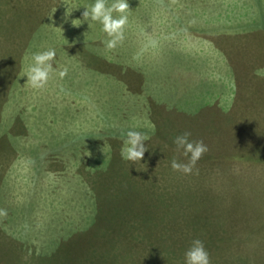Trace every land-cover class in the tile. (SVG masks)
Instances as JSON below:
<instances>
[{
    "label": "rangeland",
    "instance_id": "obj_1",
    "mask_svg": "<svg viewBox=\"0 0 264 264\" xmlns=\"http://www.w3.org/2000/svg\"><path fill=\"white\" fill-rule=\"evenodd\" d=\"M128 2L125 39L109 50L99 22L71 23L94 0H68L67 21L62 0H0V264H183L195 237L211 264L232 262L203 231L214 212L193 187L203 175L171 168L187 163L173 139L264 150V0ZM49 48L56 71L33 90L23 74ZM129 130L149 137L136 165L120 155ZM226 163L225 188L258 200L264 227V159ZM256 246L244 264H264Z\"/></svg>",
    "mask_w": 264,
    "mask_h": 264
},
{
    "label": "trees",
    "instance_id": "obj_2",
    "mask_svg": "<svg viewBox=\"0 0 264 264\" xmlns=\"http://www.w3.org/2000/svg\"><path fill=\"white\" fill-rule=\"evenodd\" d=\"M1 25L2 23H0V26ZM214 120L216 119L209 114L208 118L203 121V124L206 128L214 129ZM230 148L232 150H223L222 147L219 148L220 151L214 149L208 150V152L205 153V157L203 156L206 162H209L208 165L200 167L196 164L193 174L187 176L189 179H191L194 174H202L204 177L200 179L199 182L191 180L193 181L194 188L197 189L199 187L208 192L204 197L207 199L208 205H211V211L214 212H212L213 216L209 218V221L208 216H205L204 224H207L208 227L203 231H207L209 227H212V231L217 232V237H223L222 240L224 243L218 248L217 255L232 261L226 264H244L250 259L252 261L253 257H255L256 250L258 249L256 245L259 242V237L261 241L264 242L263 221L260 224L256 222L258 219L256 217L257 204L260 205V203H257L258 200H256V203L254 200H251L254 197L249 198L241 195L240 191H244L234 187L235 185L241 186L240 184H233V186L229 185V187L225 188V179H232V174L228 173L231 172L229 169L230 164H227L226 161L242 159L250 165L253 164V162L264 159V150H260L254 154L242 151V148H237L235 145ZM245 168H249V166ZM168 169L170 171L172 170L171 168ZM179 174L182 173L179 172ZM218 175H221L222 178L221 181L215 184L216 176ZM184 177L188 179L186 176ZM212 177H214V181L211 179ZM222 179H224V181H222ZM214 184L215 186H213ZM177 187L180 188L181 193L188 190L185 183H179ZM233 187L235 190L231 191ZM195 214L197 215L199 213L197 212ZM194 239H197V237L193 238V240ZM112 246H114V244ZM96 257L98 258V256ZM111 264L127 263H120L119 260H113Z\"/></svg>",
    "mask_w": 264,
    "mask_h": 264
},
{
    "label": "clouds",
    "instance_id": "obj_3",
    "mask_svg": "<svg viewBox=\"0 0 264 264\" xmlns=\"http://www.w3.org/2000/svg\"><path fill=\"white\" fill-rule=\"evenodd\" d=\"M61 4L65 6L63 19L67 21L73 9L77 7L71 6L68 0H62ZM129 9L128 0H112L111 4L108 3V0H94L93 4L84 6L83 20L73 19L71 23L73 26L79 27L84 21L99 22L102 25V31L108 37L103 41L105 47L114 50L125 39V28L129 23ZM31 58L33 62L23 74L27 77L25 83L33 90H41L47 85L51 74L56 71L52 63L56 58V51L54 48H49L42 52L33 53ZM67 73L68 68L63 67L59 70L58 75L63 79ZM190 136L191 132L185 131L173 139L177 153L186 157L187 163H181L177 159H173L171 168L185 175L193 174L197 162L208 152V146L203 140L190 141ZM148 139V136L139 131H127L126 139L123 141L124 146L120 151L121 158L130 164L134 163L136 165L137 162L143 159L145 152L148 151L145 144ZM87 155H91V153H87ZM137 170H145V168H137ZM7 215L6 209H0V217L6 218ZM183 264H211L209 253L205 249L203 241L194 239L191 242L190 247L184 253Z\"/></svg>",
    "mask_w": 264,
    "mask_h": 264
}]
</instances>
